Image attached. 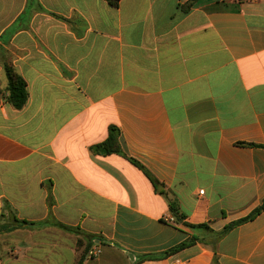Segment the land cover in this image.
Returning a JSON list of instances; mask_svg holds the SVG:
<instances>
[{
	"label": "crops",
	"instance_id": "1",
	"mask_svg": "<svg viewBox=\"0 0 264 264\" xmlns=\"http://www.w3.org/2000/svg\"><path fill=\"white\" fill-rule=\"evenodd\" d=\"M187 1L0 0V264H264V0Z\"/></svg>",
	"mask_w": 264,
	"mask_h": 264
},
{
	"label": "trees",
	"instance_id": "2",
	"mask_svg": "<svg viewBox=\"0 0 264 264\" xmlns=\"http://www.w3.org/2000/svg\"><path fill=\"white\" fill-rule=\"evenodd\" d=\"M110 1L112 4L114 3V0H108ZM199 0H188L182 7V11L183 12H188L192 7H194L196 5V3ZM4 68V72L7 78V96H6V101L11 104L15 109H21L26 101H27V93H26V88H25V83L22 80V78L16 73V71L13 69L12 66L8 65V64H4L3 65ZM99 147H102L106 153L110 154V153H120V146H119V142H118V132L114 129V128H110L109 129V134H108V138L107 140L101 144ZM137 165V164H136ZM140 169H142L145 173V175L150 179L151 182L155 183V181L151 178V176L144 170V168H142V166L137 165ZM172 211H173V207H171ZM261 211H264V203H262V205L260 207H258L257 209H255L249 216H247L246 218H243L237 222H234L230 225H228L225 229L224 232L232 229L233 227L239 225L240 223H243L247 220L252 219L253 217H255L257 214H259ZM58 226L60 228L66 229L68 230L69 228L62 225V224H58ZM191 229H199L202 227H206L204 225H199V226H188ZM12 228H6V230H11ZM223 232V233H224ZM191 241L188 242H184L181 243L180 245H178L177 247H175L173 249V251H177V250H181L183 249L185 246H187ZM83 245V242L81 240H78L77 243V247L80 248ZM91 248V246L89 244H86L84 246L83 252L81 257L78 259L76 264H81L83 257L85 255V253H87L89 251V249Z\"/></svg>",
	"mask_w": 264,
	"mask_h": 264
},
{
	"label": "built area",
	"instance_id": "3",
	"mask_svg": "<svg viewBox=\"0 0 264 264\" xmlns=\"http://www.w3.org/2000/svg\"><path fill=\"white\" fill-rule=\"evenodd\" d=\"M246 1H252V0H246ZM169 221L171 223L174 222V220L172 218H169ZM101 250L99 248L98 242H93V247H91L89 249V251L87 252V257L91 258V257H97L100 254Z\"/></svg>",
	"mask_w": 264,
	"mask_h": 264
}]
</instances>
